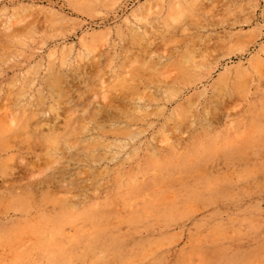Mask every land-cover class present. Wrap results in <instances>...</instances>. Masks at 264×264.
<instances>
[{
	"label": "rangeland",
	"instance_id": "1",
	"mask_svg": "<svg viewBox=\"0 0 264 264\" xmlns=\"http://www.w3.org/2000/svg\"><path fill=\"white\" fill-rule=\"evenodd\" d=\"M0 264H264V0H0Z\"/></svg>",
	"mask_w": 264,
	"mask_h": 264
},
{
	"label": "bare ground",
	"instance_id": "2",
	"mask_svg": "<svg viewBox=\"0 0 264 264\" xmlns=\"http://www.w3.org/2000/svg\"><path fill=\"white\" fill-rule=\"evenodd\" d=\"M155 96V95H154ZM75 121V120H74ZM73 127V126H72ZM73 129V128H72Z\"/></svg>",
	"mask_w": 264,
	"mask_h": 264
}]
</instances>
